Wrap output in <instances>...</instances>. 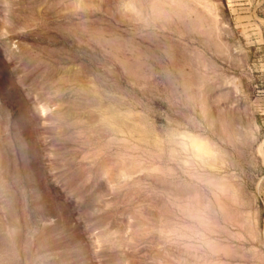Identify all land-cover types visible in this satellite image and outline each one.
Segmentation results:
<instances>
[{
    "label": "rangeland",
    "instance_id": "1",
    "mask_svg": "<svg viewBox=\"0 0 264 264\" xmlns=\"http://www.w3.org/2000/svg\"><path fill=\"white\" fill-rule=\"evenodd\" d=\"M0 264H264V0H0Z\"/></svg>",
    "mask_w": 264,
    "mask_h": 264
},
{
    "label": "bare ground",
    "instance_id": "2",
    "mask_svg": "<svg viewBox=\"0 0 264 264\" xmlns=\"http://www.w3.org/2000/svg\"><path fill=\"white\" fill-rule=\"evenodd\" d=\"M31 99L33 101H36L37 100L35 96H31ZM44 115H45V111L43 109H41V112L39 113V116H44Z\"/></svg>",
    "mask_w": 264,
    "mask_h": 264
}]
</instances>
